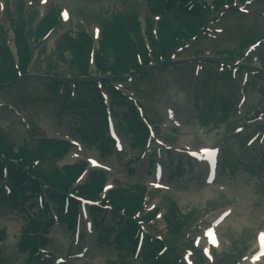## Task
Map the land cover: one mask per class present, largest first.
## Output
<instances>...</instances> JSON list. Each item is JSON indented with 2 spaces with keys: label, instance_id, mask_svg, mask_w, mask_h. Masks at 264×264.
I'll return each mask as SVG.
<instances>
[{
  "label": "rangeland",
  "instance_id": "374dc122",
  "mask_svg": "<svg viewBox=\"0 0 264 264\" xmlns=\"http://www.w3.org/2000/svg\"><path fill=\"white\" fill-rule=\"evenodd\" d=\"M206 1L211 4L212 7L210 9L212 11H215L216 7L222 2V0H218L219 3L216 2L217 0ZM4 2H6L8 7L6 15L3 14ZM237 5L238 3H235V6ZM34 6L37 8V5ZM126 7L135 13L136 16L138 15L139 20L144 22L146 16L148 24L150 26L153 25L154 20L150 18L149 13H146L144 4L139 0H51L43 8H38L37 16L33 10H27L29 21L28 27L25 26L24 28V33L26 40L31 43L30 51L34 49V55L29 61L23 62V69L20 73L22 74L21 78L15 75L6 80L0 79V84L3 81L7 82L11 79H16L10 83L0 85V133L4 134L8 145L16 153L18 147L19 149L24 148V146H27L28 149L35 148L39 139L73 135L78 139L80 145L74 146L70 151L72 154H79L78 157L72 155V157L76 158L74 161L81 157L87 159L88 157L98 156L102 164L112 165L115 168V171H110V174L107 175L109 178L107 186L108 184L113 186L115 183V185L126 189L128 186L142 187L143 183L148 186V189L155 190L158 188L144 181L151 177L147 176L146 171H144V168L148 167L146 160L140 161L135 171H133L137 148H133L134 139L132 133H126L120 128L119 124L120 130H118L117 134L120 138L119 140H123L124 150L120 153L115 151L112 155L103 157L104 155L98 149L99 141L88 144L82 140L81 134L75 130L74 126L78 124L79 116L77 115L78 113L68 109L66 93L57 94L46 86H51L53 83L62 84L61 82L71 83L74 77H85L80 75L84 73L92 75L105 74V71L99 73L100 70L97 73L92 61L85 63L75 59L72 54V48L68 43L67 35L60 36L64 31L67 34L74 35L77 32L75 30L78 27L77 22H79L92 35L96 49V41L101 36L100 29H103L105 22L112 20L116 12L123 11ZM245 7L248 9L247 13L236 12V10L231 8L225 9L224 6L220 7L224 12L215 16L210 24V34L213 36L202 34L201 38L196 39L197 41L192 39L191 34L183 28H180V31H184V34H176L178 25L169 22L171 24L169 30L175 33L173 39L177 43L174 50L170 53L180 48L174 52L177 54L174 65L168 66L162 71H157L154 65L152 67L149 66L142 72H136L134 77L124 84L123 88L128 89L129 93L144 105L145 114L151 123L154 126L158 124V135H161V137L175 144L190 147L192 145L194 147L220 145L229 148L230 146H236V141L239 137L236 135L229 137L230 134L225 132L226 128L231 124H234L233 127L236 125L244 126L247 123L246 120H243L246 112L254 108L260 112L264 109V72L258 74L255 78L251 77L254 81L249 80L248 83L244 84L246 101L240 109L241 114L238 113L236 103L243 87L240 81L241 76L236 82L228 78L218 79L210 88L207 84L209 80L207 70H204L200 75H194L197 55L202 58L204 63H207L208 60L215 62L214 60H217L218 57L224 58L228 55L225 53L219 54L218 51L228 52L231 50L230 55H237L238 45L251 38V33L255 28L258 31L261 29L264 35V0H253L250 3H246ZM20 8L21 0H0V17H5L2 21L5 22L6 18L9 19V15L12 19L15 15L19 16ZM61 11H67L71 15V20L68 23L66 22V24H63L61 19L59 22L58 15L60 16ZM45 12L47 17H52L54 14L55 19L52 23L43 24V27H39L37 26L40 19L39 15H43ZM153 19L156 18L153 17ZM22 22H26L25 19ZM58 23L59 25L54 32L52 34L49 33V36L47 35L48 37L44 39L43 36L46 35L47 30ZM5 24H8V22H5ZM202 24L203 22L198 25L196 32L199 31ZM36 26L38 27L37 29H35ZM213 27L222 28L223 32H214ZM176 36L184 38L177 40ZM10 45L13 46L12 44ZM152 46L159 48L154 44ZM255 50L252 49L241 60H239L240 58L238 60L236 57L233 58L240 65V74L242 76L244 71L248 70L249 77L250 75L253 76L250 72L251 68L245 69V67L250 65L260 68L262 66L261 63L264 65V60L258 59L257 56L262 51L264 56V41ZM100 53L105 58L102 59L99 55L103 67L105 69L110 68L111 64L106 62L107 60L112 61L109 58L108 51L103 50ZM163 57L159 55L156 62L163 61ZM213 89L224 90L223 96L229 97V95H232L235 102L230 100L231 107L226 112L225 121L217 125H204L198 119L200 111L198 109L200 107L201 109L205 108L211 114L221 109L220 107L217 108L220 98L217 100L213 99ZM187 90L189 95L187 96L186 94L185 101L183 104L180 103L179 106H184L186 101L189 102L183 107V111L186 112L183 117L189 118V124L181 129H172V125L168 121L176 124L177 118L174 113L170 115L169 119L164 118L162 102L169 95H174L176 92L181 94V91ZM196 95H199L198 98ZM208 104L211 107L206 106ZM188 106L190 107L187 108ZM120 108L119 106L115 108L118 121L120 120V114H122V107ZM72 109L78 111L76 106ZM259 121L264 123V110ZM165 123L167 124L164 126ZM246 128H248L247 125L245 126ZM231 151H233V160L239 165H236L232 170L227 169L226 174L222 173L217 184L215 186L213 184L214 187L211 185V188V186L203 183L204 172L198 166L197 172L193 176L189 168H187L189 178L179 177L176 181L171 182L170 189H160L158 192L150 193V198L153 199L152 205L158 204V207L164 211L169 208V213L167 214L169 231L172 232L171 230L175 228L173 225L178 222L187 223L189 220L190 224L188 226H182L183 234H178L182 235L179 240L181 242L189 240L200 247L203 245L198 241L200 237L202 239L204 237V229L207 226H204V222L208 217H211L212 214L214 215L220 208L227 206L233 208V212L224 219V222H221L222 224L220 223L217 226L221 244L220 247L213 249L212 253H214V261L218 259L217 261L221 264H230V262H226L228 258L223 257V255L250 253L259 239L257 233L264 230V187L262 179H259L256 174L249 172L241 164L240 161L244 159L242 156L244 154H241V150L234 148ZM257 152L258 149L255 148L253 152L248 154V157H257ZM41 155L43 159L35 170L37 173L46 174L56 166L61 168L64 164L63 162L68 161L70 154L68 153L66 156L59 158L45 151ZM89 174L84 181L89 179ZM199 179L202 183H200ZM135 181H140L141 184H134L133 182ZM151 182L155 184L154 181ZM223 186H227V190L219 189V187L223 188ZM30 202L32 203L29 199L25 210L0 199V231L5 233L3 244H0V264H39L48 258L50 254L53 256H51L52 259H50L48 264H122L120 263L121 260H126V264H144L141 261V256L135 259L132 253L127 252L125 248L119 249L116 247L114 244L115 240L112 238L104 239L100 244L97 243L92 251L81 252L82 254L79 256H72L79 249L81 251H84V249L82 247H72L71 237H69L70 232L66 229L64 221L59 222L56 226L53 225L51 232L49 234L46 233L49 242L54 243L55 247L50 245L44 251L42 250L38 260L29 261V248L22 250L18 246L21 230L27 218L33 213L37 215L36 211L42 209V207H37V205L36 207L31 205ZM152 205H149V208ZM105 223L107 225L112 224L109 216H107ZM165 226L166 223L163 221H152L143 224L145 230H149L152 234L163 236L165 234ZM168 238L169 235L167 234L166 239ZM177 246L180 247L179 244ZM144 251L145 247L141 255H143ZM48 252L51 253L49 254ZM214 261H205L204 264H214ZM245 262L246 259L242 258L238 264ZM256 264H264V257Z\"/></svg>",
  "mask_w": 264,
  "mask_h": 264
},
{
  "label": "trees",
  "instance_id": "16d2710c",
  "mask_svg": "<svg viewBox=\"0 0 264 264\" xmlns=\"http://www.w3.org/2000/svg\"><path fill=\"white\" fill-rule=\"evenodd\" d=\"M146 4L151 12H161L162 18L159 23L158 34L155 36L151 30H148L149 41L151 44L153 43L155 46L159 47L154 48L152 45V49H148L146 46V40L143 34L140 31V23L137 19L135 13L128 10L126 7L123 11H118L114 14L112 20L105 22L103 25V38L101 40V45L99 50L94 52V62L96 66L101 71H106L103 67V63L101 62L99 55L102 59H105L103 55L100 53L103 50H107L109 53V58L111 60H107L109 64H111L110 70L111 74L120 75L123 73H129L133 70H136L140 67L141 64H149L151 55L155 56L156 60L159 55L164 56V58H168L170 52L174 50L175 45L173 31H170L171 27L169 22H173L178 25V29H176V34H184L180 31V28L185 29L190 34H194L198 28V25L203 21V16L205 14V8L200 6L199 4L193 6L191 9H186L181 5L175 11V13L170 17L169 15V7L170 2L172 0H145ZM216 2L219 3L217 0ZM201 14V17L198 16ZM15 17V16H14ZM55 19L54 14L52 17H47L42 24L52 23ZM22 16L19 12V16L13 19L14 22V33H15V55L12 52L8 41L7 34L2 30L0 26V79L6 80L9 77H13L18 73V69H23L22 65L24 61H29L32 55L34 54V49L30 51V42H28L24 33V25L21 23ZM163 36V37H162ZM185 36V35H184ZM68 43L72 48L73 57L77 60L84 61L85 63L89 62L90 54L92 51V46L90 42V38L86 32L82 29L77 31L74 35L68 34L67 36ZM177 40L180 38H184L182 36H176ZM165 40V41H164ZM164 49V51H163ZM29 53V54H28ZM31 54V55H30ZM240 54V53H237ZM17 60H16V58ZM141 60V61H140ZM93 82V81H92ZM4 83V81H3ZM95 88L94 82L91 83ZM97 91V89H94ZM93 111V110H92ZM131 119L128 120L127 126H130L131 130L141 129L142 125L137 117L135 111L132 112ZM86 125L88 128L93 130L91 133L92 136L97 134V138L100 139L101 130L100 126L102 125V120L99 117H94L92 114L87 115ZM84 136L88 138V133H85ZM48 150L52 154H59L65 151L62 142H53L48 141ZM45 148H41V151L37 153L35 156L32 153H29L26 150H21L18 153H14L11 150V147L6 144L4 140H0V153H4L5 155L13 156L18 158L22 164H28L31 166L34 160V156L39 157V153L44 151ZM10 156V157H11ZM261 174L264 176V164L259 166ZM67 173L64 175H58L57 173H47L44 174L43 180L47 183H50L54 188H57L59 191L67 190L72 186L75 181L76 176L78 175L79 169L74 166H69L66 168ZM97 174V173H96ZM104 174L98 173L97 177L92 179L90 183H85L78 187L79 192L82 195L96 198L99 196L102 190V183L104 181ZM16 189L15 192L17 197L21 199L20 206H23L26 202V196L24 192H22L21 186L19 183L15 182ZM262 185L264 187V177L262 181ZM143 188L138 187H126L125 188H116L111 192L110 202L116 209H124L127 212H132L137 208L141 207L142 199H143ZM41 222H43L39 213L37 215L34 214L29 216L26 222L24 223L21 235L19 247L22 250L25 248H29L30 251H37L38 240L36 236L37 229L39 228ZM41 226H47V223H43ZM1 236H4V231H0ZM42 238L41 241H43ZM44 242V241H43ZM158 245L156 244V247ZM156 249V248H155ZM149 255H154V251ZM238 254H231L232 257L237 256ZM150 258V256H149ZM154 263V262H153ZM124 264V263H123ZM154 264H179L176 260H170L168 258H160L155 261Z\"/></svg>",
  "mask_w": 264,
  "mask_h": 264
}]
</instances>
